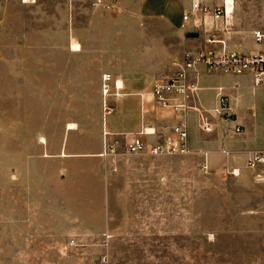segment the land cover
<instances>
[{"label":"rangeland","instance_id":"374dc122","mask_svg":"<svg viewBox=\"0 0 264 264\" xmlns=\"http://www.w3.org/2000/svg\"><path fill=\"white\" fill-rule=\"evenodd\" d=\"M236 1L227 22L206 18L209 35L254 50L259 0ZM183 7L169 3L173 20ZM136 23L91 0H0V264H264V163L233 173L222 158L207 167L195 154L129 153L124 134L113 153L93 154L105 150L104 131L95 90L71 88V27L106 31L91 40L113 47L90 55L113 60L125 56L117 30ZM213 73L203 83H231ZM227 99L263 148L260 90L244 104ZM238 112L219 120L240 124Z\"/></svg>","mask_w":264,"mask_h":264},{"label":"crops","instance_id":"0c3cea01","mask_svg":"<svg viewBox=\"0 0 264 264\" xmlns=\"http://www.w3.org/2000/svg\"><path fill=\"white\" fill-rule=\"evenodd\" d=\"M172 1L182 2L184 7L181 12V19H172L171 11L169 12V3ZM125 2L133 4L130 9L124 8ZM190 7V0H118L114 8L105 9L101 6L93 5V8H100L102 11L117 15L124 20L134 16L140 23L126 24L120 26L119 32L123 33L117 41L115 48L124 49L125 56L116 57L112 60L105 57H95L90 55V50L111 49V41L91 40L105 39V36L96 37L93 35L105 33L98 26L72 25L71 39L77 47L71 48V57L69 65L72 73L71 88L77 90L75 95L83 97L89 95L84 90L93 88V96L97 98V113L100 114L105 150L103 153L99 149L93 154H109L107 146L118 143L117 136L123 135L129 137L139 132H143L142 137L145 140L159 141L169 132L170 126L175 122L176 117L171 111H167L166 119H157V114H151V109H159L153 100L152 84L158 77L170 74L177 69V63L181 61L185 51L202 49L205 47H218L219 40L224 41L225 45L230 47L223 38L215 39L217 43L207 42L208 32L197 30L189 22L182 20L183 11ZM228 21V18H227ZM225 21V22H227ZM153 23L148 25L147 23ZM178 22V23H177ZM159 23V24H157ZM116 28V26H115ZM96 29V30H95ZM209 29V28H208ZM94 30V31H93ZM80 31L86 32L87 35H80ZM189 31H197V37H187ZM116 32V31H113ZM204 35V37H203ZM152 36V37H151ZM151 37L153 41H145V38ZM146 44V45H145ZM231 48V47H230ZM236 49V48H234ZM239 50V49H238ZM241 51H246L242 50ZM251 51V50H249ZM247 52V51H246ZM110 53V52H109ZM63 61H66L63 60ZM66 62H63V64ZM55 72H58L57 69ZM212 72H206L199 66L188 72V81L197 86V99L195 104L206 110H212L218 105L219 94L230 97L237 105L247 103L249 94H256L258 88L252 86L250 74H228L215 72L213 75L227 77L231 79L230 84L219 83L217 85H206L203 83L204 78ZM103 74H109L108 80H103ZM58 81V80H57ZM108 85V91L103 93V84ZM213 90V100L208 104V97L205 94L207 89ZM261 93V90H260ZM262 98V93H261ZM228 102V99H227ZM151 104V106H150ZM248 107L253 109L254 103L249 102ZM235 114L238 110L236 106H230ZM237 111V112H236ZM239 113L240 124H244L249 117L244 113ZM229 117L232 115L227 114ZM187 144L189 152L184 154H195L201 162L207 167L222 158L225 160L224 166L233 173L239 169L240 165L246 166V157L249 152L261 151L263 148L251 143L250 130H243L235 133L231 131L234 124L239 122L219 120L221 117L226 118L224 114L221 117L212 118L216 127L212 131H204L198 125V113L191 109L187 112ZM243 126V125H242ZM65 145L72 134L74 127L67 128ZM145 131V132H144ZM264 145V139H263ZM225 149L227 152H223ZM81 150H75L73 153H81Z\"/></svg>","mask_w":264,"mask_h":264},{"label":"built area","instance_id":"2783aa9c","mask_svg":"<svg viewBox=\"0 0 264 264\" xmlns=\"http://www.w3.org/2000/svg\"><path fill=\"white\" fill-rule=\"evenodd\" d=\"M118 0H91L92 5L101 6L105 9H112ZM236 0H190V7L183 11L182 20L189 22L197 30L209 33L206 18L221 19L227 21L229 14H232ZM230 5V9H228ZM258 21L251 29V36L256 49L251 51H241L230 48L224 41L219 40L218 47H205L202 49L188 50L182 55L181 61L177 63V69L170 74L158 77L152 84L153 100L156 105L171 111L175 117V122L170 126L161 140H145L141 134L136 133L126 137L123 145L127 152L138 153L146 151L149 154L189 152L187 138V112L191 109L198 113V125L204 131H212L216 125L212 118L228 116L230 107L224 94H219L218 105L211 111L195 104L197 99V86L188 81V72L201 66L206 72H222L228 74H250L252 86L258 88L262 93V104L264 112V0H259ZM207 42L217 43L208 34ZM109 74H103V80L109 79ZM103 93L108 91V85L103 84ZM241 124H234L232 132H242ZM145 132V131H144ZM107 151L113 153L115 144H109ZM223 152H227L225 149ZM246 166L252 167L259 163H264V148L261 151L249 152L246 157Z\"/></svg>","mask_w":264,"mask_h":264},{"label":"water","instance_id":"95a60500","mask_svg":"<svg viewBox=\"0 0 264 264\" xmlns=\"http://www.w3.org/2000/svg\"><path fill=\"white\" fill-rule=\"evenodd\" d=\"M187 37H197L198 36V32L197 31H189L186 33Z\"/></svg>","mask_w":264,"mask_h":264},{"label":"bare ground","instance_id":"6f19581e","mask_svg":"<svg viewBox=\"0 0 264 264\" xmlns=\"http://www.w3.org/2000/svg\"><path fill=\"white\" fill-rule=\"evenodd\" d=\"M228 9H230V5H228ZM230 15H231V14H229V16L227 17L228 19H229ZM73 46L78 48V46H77V44H76V43H75V44H73ZM74 47H73V48H74ZM74 49H75V48H74ZM68 128H72V125H71V126H69Z\"/></svg>","mask_w":264,"mask_h":264}]
</instances>
